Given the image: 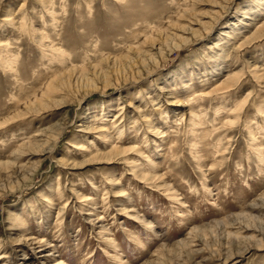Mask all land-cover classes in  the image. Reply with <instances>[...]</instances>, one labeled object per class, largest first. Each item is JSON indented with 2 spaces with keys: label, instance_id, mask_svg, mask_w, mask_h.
I'll return each mask as SVG.
<instances>
[{
  "label": "rangeland",
  "instance_id": "rangeland-1",
  "mask_svg": "<svg viewBox=\"0 0 264 264\" xmlns=\"http://www.w3.org/2000/svg\"><path fill=\"white\" fill-rule=\"evenodd\" d=\"M261 110L264 0H0V264H264Z\"/></svg>",
  "mask_w": 264,
  "mask_h": 264
},
{
  "label": "bare ground",
  "instance_id": "bare-ground-1",
  "mask_svg": "<svg viewBox=\"0 0 264 264\" xmlns=\"http://www.w3.org/2000/svg\"><path fill=\"white\" fill-rule=\"evenodd\" d=\"M54 12V11H53ZM55 20V19H54ZM21 23H22V25L23 26H25V18H23L22 19V21H21ZM28 35H29V32H28ZM51 48H52V50H55V51H53V56H55V54L57 53L58 54V56H61L62 55V50L61 49H58L57 47H55V45H51ZM6 63L8 64V66L10 67V70H16V64L14 63V61H13V59L11 60V58H8V59H6ZM85 70V69H84ZM82 71V70H81ZM54 83H52V84H50L51 86L50 87H48L49 88V90H51L52 88H54V85H53ZM49 90H47V93H49ZM52 92V91H51ZM262 111V110H261ZM263 113H264V111H262ZM101 116V115H100ZM104 118V115H102L99 119L102 121L101 123H103L105 120L103 119ZM200 119V118H199ZM97 127V126H96ZM34 141V140H33ZM27 144V143H26ZM118 147H114L112 150H114V149H117ZM76 149H82V150H84V151H89V148H87V147H84V146H79V145H76ZM263 148H261V149H259L258 151H259V157H261V154H262V152H263V150H262ZM130 150H132V148L131 147H129V148H124V149H122V151L123 152H127V151H130ZM88 160L89 161H95V160H98V156L96 155V154H94L92 157H89L88 158ZM11 166V165H10ZM22 168V167H21ZM136 173V175H139V177H141V178H143V179H148L147 178V176L146 175H144V174H138V172H135ZM150 180V179H149ZM58 186H60V184H58ZM168 190H172V188H168L166 191H168ZM171 195H173V196H177L176 194H171ZM60 196H62L61 194H60ZM96 206V205H95ZM96 208V207H95ZM22 240H24V239H22ZM25 240H28V241H30L31 239L30 238H25ZM35 243H42V241H37V242H35ZM0 245H2V243L0 242ZM3 247V246H2ZM1 257V256H0Z\"/></svg>",
  "mask_w": 264,
  "mask_h": 264
}]
</instances>
